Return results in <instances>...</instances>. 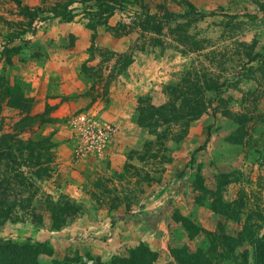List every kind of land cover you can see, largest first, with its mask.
Wrapping results in <instances>:
<instances>
[{
	"label": "rangeland",
	"instance_id": "obj_1",
	"mask_svg": "<svg viewBox=\"0 0 264 264\" xmlns=\"http://www.w3.org/2000/svg\"><path fill=\"white\" fill-rule=\"evenodd\" d=\"M19 4L0 0V151L11 153L0 160V174L9 180L5 205L14 204L10 219L0 222V238L29 242L41 264H132L138 258L140 264H189L198 250L212 264H252L253 238L264 233V0ZM56 23L80 24L87 32L66 28L61 38ZM102 31L123 38V46L128 40L127 47L97 44ZM80 37L86 43L76 52L86 57L80 72L103 96L113 81L128 95L120 123L110 124L116 155L85 163L78 201L71 191L41 189L40 178L53 167L50 138L20 131H35L47 114H29L23 87L7 77L13 58L37 60L48 48H72ZM6 98L25 116H4ZM27 138L34 150L23 148ZM161 211V227L142 232L140 216ZM86 213L96 217L92 224L104 229L102 236L68 230ZM209 232L214 239L230 235L229 247L235 246L224 248Z\"/></svg>",
	"mask_w": 264,
	"mask_h": 264
},
{
	"label": "crops",
	"instance_id": "obj_2",
	"mask_svg": "<svg viewBox=\"0 0 264 264\" xmlns=\"http://www.w3.org/2000/svg\"><path fill=\"white\" fill-rule=\"evenodd\" d=\"M56 26H59L57 31L62 32H59L62 34L61 38H64L63 36L67 32L66 28L74 30L75 34L80 33V35H84L87 32L86 28H83L80 24H72L71 26L70 24L56 23ZM100 35L97 44L102 46L111 47L114 50H122L128 45V40L127 45L123 46L124 44L122 43H126L123 38L115 39L107 32L102 31ZM81 38L77 39L74 46L68 50H51L48 48L49 54L43 58L38 57L37 60H27L24 62L17 57L13 58L10 75L7 77L12 85L18 84L23 87L25 92L24 97L31 102L29 114H47L45 115L47 121L41 119L40 124L37 123V126H34L35 131L26 133L27 127L23 129V132L20 131V133L27 134L36 139H42L43 137L50 138L51 144L49 149L50 154H52L50 164L53 166L51 168L53 170L48 169V174L40 178L41 189L47 192H56L57 189L63 192L71 191L73 197L78 201L81 200L80 196L82 195L81 187L83 183L81 173L83 170H86L84 167L85 163H93V161L106 156V154L114 158L116 152L114 145H111L112 141H110L102 156H89L84 160L75 159L72 152V132L67 118L74 113L87 112L94 115L102 123H115L118 125L125 114L122 101L128 95L127 89L122 93V86L116 85L115 81H113L107 87V91H105V95L103 96L102 88L97 83L94 84L93 81L88 80L80 72V65L86 58H83V55H76L78 50L85 49V47L81 46L82 43H85V39ZM97 61L98 59L94 58L89 63L95 64ZM131 78L124 79V81L129 80V84H127L130 86ZM132 93L133 91L130 94ZM7 101L8 98H6L2 106V114L4 116L15 117L17 115V120L25 116L27 113L24 112L25 110L14 104H8ZM22 138L26 139L25 137ZM101 216L102 218L104 217L103 212L100 213ZM140 217L146 221V224L150 223L148 225L143 223L140 226L142 232H146L147 234L155 226L161 227L165 213L161 211L160 214L155 216L145 212ZM152 218L154 220L151 221ZM85 220H87V224H85ZM94 222H96V217L86 213L82 217L75 218L70 223L68 230L72 234L78 230L79 233L82 232V234L88 235V237H100L104 229L102 227L99 228L97 224H92ZM116 247V243L110 245V248L113 250ZM105 258H107V255L102 256V259Z\"/></svg>",
	"mask_w": 264,
	"mask_h": 264
},
{
	"label": "trees",
	"instance_id": "obj_3",
	"mask_svg": "<svg viewBox=\"0 0 264 264\" xmlns=\"http://www.w3.org/2000/svg\"><path fill=\"white\" fill-rule=\"evenodd\" d=\"M18 5L19 4V0H15ZM111 6V5H109ZM112 7V6H111ZM8 104H12L11 101L7 102ZM23 109V108H22ZM25 110V109H23ZM209 135V133H208ZM208 137L206 138V140L204 141V143L198 145L194 151L193 154L195 152H198L200 150H203L206 146ZM22 142V141H20ZM26 145H24L23 148L28 149L29 146H32L31 150H34L36 147H34L31 143L30 140L26 141ZM5 144V143H3ZM11 157V153H5L4 151H0V160H4L7 158ZM193 160V157L190 159V161ZM18 177V179L21 177V173H18L16 175V178ZM23 177V176H22ZM15 178V177H14ZM15 178V179H16ZM23 179L25 180V178L23 177ZM8 182V177H5L4 175L0 174V222H4L5 220L10 219V211L11 208L14 206H6V196L8 195L7 191H8V187L4 186V183ZM28 185L30 186V182L28 181ZM220 234V233H219ZM210 237L212 238V240L214 239L213 236L214 233H210L209 232ZM254 234H249V238H253ZM216 241H219V243L225 248L228 249H232L233 247H229V240H233V238L230 235H226V234H220V236L216 235L215 237ZM214 239V240H215ZM253 262L252 264H264V233L262 234V238L261 239H254L253 238ZM243 240L240 237L239 242L237 243L236 246H240L242 245ZM132 253L136 254V251H131ZM37 254L38 251L36 250V247H34L32 244H30L29 242H18V241H12V240H4L2 238H0V264H41L38 261L37 258ZM248 257L247 253L245 252L243 255V258L246 260ZM138 258V256H137ZM141 259H137V263L136 261L132 264H140L138 261H140ZM187 263L189 264H212V261L210 260V258H208L204 252L202 250H198V252L193 253L192 255H190L189 259L186 260ZM53 264H64L63 262H54Z\"/></svg>",
	"mask_w": 264,
	"mask_h": 264
},
{
	"label": "built area",
	"instance_id": "obj_4",
	"mask_svg": "<svg viewBox=\"0 0 264 264\" xmlns=\"http://www.w3.org/2000/svg\"><path fill=\"white\" fill-rule=\"evenodd\" d=\"M68 125L73 138L72 152L77 160L102 156L114 132L112 125L102 123L87 112L74 113Z\"/></svg>",
	"mask_w": 264,
	"mask_h": 264
}]
</instances>
